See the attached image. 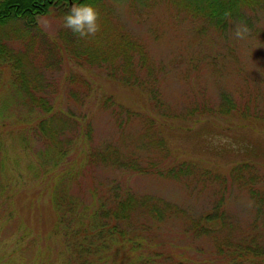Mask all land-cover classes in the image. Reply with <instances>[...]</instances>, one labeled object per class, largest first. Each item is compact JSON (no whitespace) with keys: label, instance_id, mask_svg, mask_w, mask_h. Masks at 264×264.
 <instances>
[{"label":"rangeland","instance_id":"1","mask_svg":"<svg viewBox=\"0 0 264 264\" xmlns=\"http://www.w3.org/2000/svg\"><path fill=\"white\" fill-rule=\"evenodd\" d=\"M200 3L94 1L96 35L124 32L143 46L146 57L137 65L143 66L130 64L136 72L128 79L115 63L68 56L63 37L72 31L63 24L72 3L35 16L36 29L22 20L0 27L55 114L76 120L50 151L36 125L45 114L21 106L11 67L0 60V264H39L45 252L42 264H55L73 252L55 229L49 195L56 182L88 206L85 214L100 198L126 190L160 208L153 221L133 211L122 232L84 254L93 264H264V4L234 6L219 19ZM237 26L247 29L243 39L235 36ZM222 93L236 111L207 115ZM96 151L155 170L104 165ZM182 161L189 171L177 178L156 175ZM215 201L224 218L209 234L197 232L191 221L204 222Z\"/></svg>","mask_w":264,"mask_h":264},{"label":"trees","instance_id":"2","mask_svg":"<svg viewBox=\"0 0 264 264\" xmlns=\"http://www.w3.org/2000/svg\"><path fill=\"white\" fill-rule=\"evenodd\" d=\"M69 1L70 4L83 3L92 5L95 0H0V27L2 28L10 20H22L24 28L36 29L35 16L44 14L49 10V6L53 4L59 5L62 2H66L69 5ZM201 3L203 11L208 16H218L221 19L227 13H230L234 6L237 8V6L264 4V0H201ZM69 10H67L65 15ZM3 34H5L4 31L0 29V60L8 62L11 67V84L15 92L20 94L19 96L22 99L20 102L21 106L27 107L29 111L33 110L45 114V118L37 121V131H39V134L42 135L40 137H43L47 143V148L50 151H54V149L61 147L58 138L59 132L65 126L73 124L74 118L65 113L63 116L60 114V117L55 114L54 104L45 97L43 87L40 85L41 83L34 80L32 74L26 71L27 69L23 64V55L21 52L17 54L11 52L4 42L7 35ZM15 36L18 37L19 35ZM63 40V44L69 50L68 56L70 58L84 60L87 64L94 63L97 66L115 63L117 64V69L122 74L126 73L127 79L129 77L134 78V73L136 72L130 64L134 66H137L139 63L142 64L146 57L142 49L143 46L135 38L133 39L132 36L124 34V32L95 35L86 39H81L72 32L71 35H64ZM138 79L140 78L138 77ZM149 92L152 97L155 96V88L149 89ZM219 99L220 102L217 107H211L208 109V112L205 111L207 115L211 114L210 112L214 115H226L230 111H236L232 100L225 93L220 94ZM82 127L85 128V124ZM47 148L44 152L46 157L51 154L47 151ZM95 155H97L98 160L104 165L130 168L139 173H149L155 170V168H150L151 166L142 168L140 165L138 167L137 162L117 157L111 151L104 153L96 151ZM156 171L157 176L177 178L180 174L189 171V167L183 161L177 163L171 162L163 169L157 168ZM235 172L236 169L231 173L230 177L233 178L232 180H235ZM60 174V177H63L64 181L70 178L69 173L65 174L61 172ZM253 189H249V192ZM60 190L63 189L59 187V183H53L51 194L49 195L51 207L57 218L55 229H57L58 234L62 231L63 236L66 235L67 247L73 252L69 253L67 257H61L60 261L55 264H93V260L89 262L90 257H83L84 254L89 252L93 254V251L95 253V248L99 247L100 244H104L106 237L108 239L112 237V231L118 230L122 232L123 226L129 223L133 211L141 210L143 213L145 211L147 218L152 219V221L159 218V214H161L158 205L148 203L147 198L137 197L128 190L124 191L121 195H113L108 201L100 198L94 202L92 208L90 207V213L85 214L84 211L86 210L85 208H88L87 205L80 207V201L73 196L66 195L67 193L65 192V194L62 193ZM223 211L222 204L219 201H215L211 210L207 213L205 212L202 216L201 220L204 222L192 220L190 224L197 232L209 234L210 231L215 229L214 226L216 225L214 222L224 218ZM103 230L108 234L101 235ZM92 240L94 241V247L91 246ZM61 255L62 253H60ZM35 256L38 257L36 254ZM42 259H48V253L45 252V258L41 257V261L38 262L39 264H42ZM50 262L53 263L52 261ZM168 264L183 263L176 260L175 263Z\"/></svg>","mask_w":264,"mask_h":264},{"label":"clouds","instance_id":"3","mask_svg":"<svg viewBox=\"0 0 264 264\" xmlns=\"http://www.w3.org/2000/svg\"><path fill=\"white\" fill-rule=\"evenodd\" d=\"M99 14L97 10L89 4H73L69 12L64 17L63 26L71 30L81 39L93 37L100 30L98 23ZM246 28L237 26L235 36L238 39H243Z\"/></svg>","mask_w":264,"mask_h":264},{"label":"water","instance_id":"4","mask_svg":"<svg viewBox=\"0 0 264 264\" xmlns=\"http://www.w3.org/2000/svg\"><path fill=\"white\" fill-rule=\"evenodd\" d=\"M69 3H70V1H69Z\"/></svg>","mask_w":264,"mask_h":264}]
</instances>
